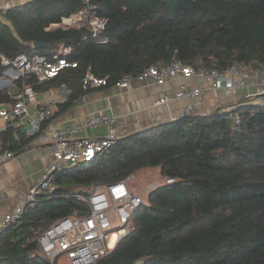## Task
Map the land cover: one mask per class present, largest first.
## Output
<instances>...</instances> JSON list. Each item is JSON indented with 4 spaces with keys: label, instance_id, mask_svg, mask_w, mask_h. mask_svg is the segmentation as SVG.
Here are the masks:
<instances>
[{
    "label": "trees",
    "instance_id": "1",
    "mask_svg": "<svg viewBox=\"0 0 264 264\" xmlns=\"http://www.w3.org/2000/svg\"><path fill=\"white\" fill-rule=\"evenodd\" d=\"M87 4L107 18L105 43L84 24L51 26ZM65 45L76 66L43 81L31 75L29 84L35 91L71 88L66 105L93 87L81 85L88 71L108 86L122 73L135 76L173 58L195 69L264 70V0H27L0 11V77L1 55L51 56ZM12 91L0 86V103L10 102ZM249 101L153 124L119 137L93 161L57 171L54 190L0 231V264H49L38 234L84 208L80 196L96 184L142 167H159L175 180L147 193L133 214L135 229L94 264H264V104ZM13 127L0 140L20 150L34 136Z\"/></svg>",
    "mask_w": 264,
    "mask_h": 264
},
{
    "label": "built area",
    "instance_id": "2",
    "mask_svg": "<svg viewBox=\"0 0 264 264\" xmlns=\"http://www.w3.org/2000/svg\"><path fill=\"white\" fill-rule=\"evenodd\" d=\"M9 7L7 0H0V11ZM106 23L107 18L99 14L97 7L87 4L68 16H61V20L51 26L61 25L67 28L84 24L96 42L105 43L107 39L101 33ZM70 51L71 46L65 45L51 56L19 53L13 58H7L1 55V63L6 66L3 75L7 77L0 78V86L10 87L9 77L21 78L22 85L10 93V102L1 103L0 117L13 124L27 121L29 126L25 134L34 136L36 141H47L52 158L41 177L29 185L16 206L0 214V231L18 221L27 209L34 208L43 194H50L54 190L57 171L72 168L80 162L93 161L118 139L115 128L116 115L110 112H90L81 122L60 127L52 120V112L48 107L30 109L31 103L35 101L36 91L26 82V77L34 75L38 81H43L53 77L63 68L76 66V61L67 58ZM175 74H181L183 82L173 94H162L154 101L155 104L181 96L198 98L208 88H221L228 94L250 83L264 85V70L261 69L250 70L236 64H230L222 70L195 69L176 58L165 64L149 65L135 77H151L156 82L163 83ZM190 76H195L199 82L206 81L207 87L189 88L187 80ZM131 77L129 73H122L114 85L127 86ZM105 83L104 77L95 76L90 71L81 79L83 89ZM257 104L262 105L264 101ZM195 113L194 103L184 106L183 114ZM232 119L235 122L239 120L237 114H234ZM101 123L107 125L105 134L96 137L78 135L84 128H93ZM13 154V150L4 147L0 140V162ZM133 177V173H130L109 183L96 184L88 195L80 196L85 202L84 208H75L66 215L56 217L38 234L37 242L49 264H54L56 256L60 254L66 256L69 264H94L99 258L107 255L123 236L135 229L133 214L145 203L147 193L175 180L173 177L163 176L162 181L149 180L143 188H139L132 183Z\"/></svg>",
    "mask_w": 264,
    "mask_h": 264
},
{
    "label": "crops",
    "instance_id": "3",
    "mask_svg": "<svg viewBox=\"0 0 264 264\" xmlns=\"http://www.w3.org/2000/svg\"><path fill=\"white\" fill-rule=\"evenodd\" d=\"M7 1L12 7L27 0ZM3 77L7 76L2 75ZM183 80L181 74H175L163 83H158L151 77L139 79L132 76L127 86L114 84L93 86L79 95L70 105H66V100L72 91L71 88L63 84L48 86L36 90L35 101L31 103L30 109L34 110L40 106L48 107L52 112V120L60 127L81 122L90 112H110L116 115L115 128L119 138L153 124L181 116L184 106L189 103L195 104L196 114H209L216 109L219 111L232 109L246 99H251L249 102L253 103L264 101V85L250 83L228 94L221 88H208L198 98L181 96L167 102L154 103L162 94H173ZM9 81V86L13 90L20 87L16 86V79L9 77ZM187 85L189 88L207 87V82H199L195 76H190ZM8 126H14L13 128L25 136V130L29 124L27 121L13 124L0 117V132ZM107 129V125L101 123L93 128H84L78 132V135L81 137L101 136L106 133ZM13 152V156L0 162V214L16 206L29 185L41 177L52 158L49 143L45 140L36 141L34 138L26 147L13 150Z\"/></svg>",
    "mask_w": 264,
    "mask_h": 264
},
{
    "label": "rangeland",
    "instance_id": "4",
    "mask_svg": "<svg viewBox=\"0 0 264 264\" xmlns=\"http://www.w3.org/2000/svg\"><path fill=\"white\" fill-rule=\"evenodd\" d=\"M61 26V25H60ZM133 184L137 185L139 188H143L145 183L149 180H158L162 181L163 176L160 173L159 167H142L133 172ZM92 191V190H91ZM91 191L85 192V195H88ZM54 264H69L66 256L60 254L56 256Z\"/></svg>",
    "mask_w": 264,
    "mask_h": 264
},
{
    "label": "water",
    "instance_id": "5",
    "mask_svg": "<svg viewBox=\"0 0 264 264\" xmlns=\"http://www.w3.org/2000/svg\"><path fill=\"white\" fill-rule=\"evenodd\" d=\"M34 45H35V46H38V45H40V44L34 43ZM30 81H31V76H27V77H26V82H27V83H30ZM139 262H141V259L137 260L136 263H139Z\"/></svg>",
    "mask_w": 264,
    "mask_h": 264
}]
</instances>
